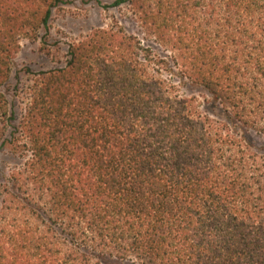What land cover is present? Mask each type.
I'll return each mask as SVG.
<instances>
[{"label":"trees","instance_id":"16d2710c","mask_svg":"<svg viewBox=\"0 0 264 264\" xmlns=\"http://www.w3.org/2000/svg\"><path fill=\"white\" fill-rule=\"evenodd\" d=\"M71 1L0 0V264H264V0H115L142 38L80 36L17 119L13 58Z\"/></svg>","mask_w":264,"mask_h":264},{"label":"rangeland","instance_id":"374dc122","mask_svg":"<svg viewBox=\"0 0 264 264\" xmlns=\"http://www.w3.org/2000/svg\"><path fill=\"white\" fill-rule=\"evenodd\" d=\"M115 0H72L59 7L52 16L47 29L42 30L37 40H22L13 58V72L3 91L16 118L21 115L28 102V88L36 74L54 69L64 64L70 43L91 29L106 24H117L129 34L142 38L137 23L125 6H112ZM194 93L202 100L201 91ZM254 142L264 144L263 139L252 137ZM9 142L0 150V175L6 172L13 162Z\"/></svg>","mask_w":264,"mask_h":264}]
</instances>
